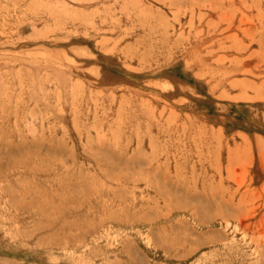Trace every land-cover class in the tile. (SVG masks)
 <instances>
[{
	"label": "rangeland",
	"instance_id": "1",
	"mask_svg": "<svg viewBox=\"0 0 264 264\" xmlns=\"http://www.w3.org/2000/svg\"><path fill=\"white\" fill-rule=\"evenodd\" d=\"M0 264H264V0H0Z\"/></svg>",
	"mask_w": 264,
	"mask_h": 264
}]
</instances>
